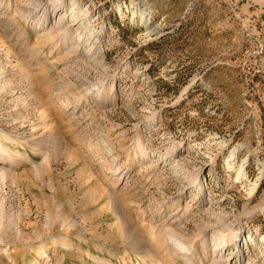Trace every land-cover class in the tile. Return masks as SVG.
Here are the masks:
<instances>
[{"label":"rangeland","instance_id":"rangeland-1","mask_svg":"<svg viewBox=\"0 0 264 264\" xmlns=\"http://www.w3.org/2000/svg\"><path fill=\"white\" fill-rule=\"evenodd\" d=\"M0 264H264V0H0Z\"/></svg>","mask_w":264,"mask_h":264},{"label":"bare ground","instance_id":"bare-ground-1","mask_svg":"<svg viewBox=\"0 0 264 264\" xmlns=\"http://www.w3.org/2000/svg\"><path fill=\"white\" fill-rule=\"evenodd\" d=\"M242 171L240 172V175H241ZM67 243V242H66ZM48 251V249H45L44 250V254Z\"/></svg>","mask_w":264,"mask_h":264}]
</instances>
